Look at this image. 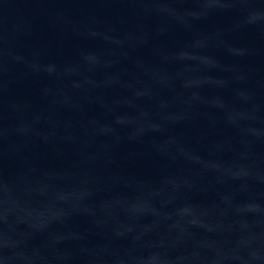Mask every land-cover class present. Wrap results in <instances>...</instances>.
I'll list each match as a JSON object with an SVG mask.
<instances>
[{
  "label": "water",
  "instance_id": "water-1",
  "mask_svg": "<svg viewBox=\"0 0 264 264\" xmlns=\"http://www.w3.org/2000/svg\"><path fill=\"white\" fill-rule=\"evenodd\" d=\"M0 264H264V0H0Z\"/></svg>",
  "mask_w": 264,
  "mask_h": 264
}]
</instances>
